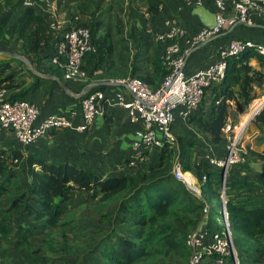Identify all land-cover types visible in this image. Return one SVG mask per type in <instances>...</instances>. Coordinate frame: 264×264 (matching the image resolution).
<instances>
[{
  "label": "trees",
  "instance_id": "obj_1",
  "mask_svg": "<svg viewBox=\"0 0 264 264\" xmlns=\"http://www.w3.org/2000/svg\"><path fill=\"white\" fill-rule=\"evenodd\" d=\"M25 1L0 0V42L8 45L4 48L0 46V50L22 54L37 69L44 66L66 80L63 72H60L62 70L51 60L57 53L55 45L62 36H56L48 14L37 2L26 5ZM103 1L57 0L59 9L76 7L80 13L90 14L92 17L89 25L80 22L75 24L90 28L95 46V50L85 56V69L87 61L91 59H95L96 66H101L113 51L112 36L98 35L102 20L108 13V10L102 11ZM210 2L214 5L213 0ZM159 4L150 3L148 11L151 14L161 13ZM258 19L262 20L264 16ZM240 37L259 40L249 36L235 38ZM13 43L19 46L18 50L10 48ZM254 61L256 65L253 64ZM23 63L15 56L1 55L0 86L12 93V99H27L36 103L28 96L39 87L41 78L32 70L28 69L35 78L34 83L24 87L22 92L16 91L25 81V74H22L21 69ZM162 68L164 69L163 65ZM263 69L264 56L253 50L229 56L224 80L207 90L212 92L208 110L204 111V97L199 108L189 116V123L198 124L199 131L209 135L213 144H224L220 149L222 155L212 158H225L223 153L229 154L225 127L231 118V111L246 112L250 103L258 97L257 88L264 86ZM16 76L20 78L15 82ZM95 90H102L110 95L101 86L92 87L79 99V109L82 100ZM252 121L263 132L257 142L264 141V107ZM176 139L179 148L174 147L171 142H166L160 149L155 148L158 155L154 165L149 155L150 160L136 170L126 169L119 176H105L91 167L69 161H49L41 154L27 151L35 143L23 146L19 141L17 145L0 142V198L3 194L13 197L10 208L0 211V239L13 241L15 238L14 242L22 248L30 246L33 236L48 232V238L44 239L48 251L60 248L63 256L73 253L74 247L65 240L55 246L51 233L68 223L63 221L67 213L65 204L73 199V193L86 192L90 199H98L100 205H115L117 209L103 214L104 220L109 217V229H103L104 235L100 240L84 249L80 258V255L73 257L75 254L67 257L72 263L153 264L159 260L157 258L174 256L188 264L191 251L186 240L188 234L199 224L202 201L183 182L176 179L172 171L174 160L179 153L183 170L191 171L200 180L203 175L208 176L207 181L201 184L202 194L209 199L211 195L216 197L220 207L223 168L212 164L211 158L204 161V165L203 162H193V154L200 156L195 142L182 136H177ZM241 156L246 159L242 167H246L248 160H264V153L250 146L247 152L242 151ZM258 184L260 188L253 189L247 200L241 201L238 199L239 195H232L230 191L246 187L247 182L227 179L226 183V207L231 228L238 238L239 245H235L245 257L242 264H264V179H260ZM32 253L35 254V251ZM216 259L217 256L213 255L202 264H217ZM24 264L55 263L49 256H32Z\"/></svg>",
  "mask_w": 264,
  "mask_h": 264
},
{
  "label": "crops",
  "instance_id": "obj_2",
  "mask_svg": "<svg viewBox=\"0 0 264 264\" xmlns=\"http://www.w3.org/2000/svg\"><path fill=\"white\" fill-rule=\"evenodd\" d=\"M35 1L38 3L39 7L48 14L50 22L53 20L57 21V28L54 30L57 37L59 36L61 38V36L77 22L87 25L92 22L90 14H82L76 7H72L69 10L59 9L57 0ZM154 2L160 3L159 8L161 13L151 14L148 11V5ZM103 10H108V13L106 14L107 17L102 20V26H100L98 30V35L110 34L112 36L113 51L101 66H96L95 59L88 60L85 69L87 72L86 78L80 81H66L61 75L52 73L48 68L41 66L37 69L32 63L37 70V72H34L32 66L28 62L19 58L24 62L21 65V69L22 74H25V81L16 91L22 92L24 87H28L30 83H34L35 78L31 76L28 69L32 70L35 75L41 78L39 87L28 96L30 99L35 100L40 107V120H37L36 124H39L44 116L50 114H69L72 109H78L71 128L52 129L48 131L27 150L28 152L41 154L44 158L52 162L69 161L77 165H85L102 172L105 176H119L128 169L127 167H122L126 165L125 161L129 156L131 143L136 136L137 129L142 127V124L133 121L132 112L116 104L114 97L117 93L124 94V96L130 100L133 97L128 91V87L123 83L117 82V80L128 79L131 76H140L148 81L154 88L161 85L167 73L162 56L165 49L172 42L167 41L158 43L154 38L155 34L166 31L168 29V20L174 17L178 18L179 22L187 28L188 34L185 38L180 40V45L181 51L186 54L184 71L187 75H191L216 61L219 48L227 45L230 39L236 36L263 38L264 19L259 20V17L253 13L251 24H246L248 28L243 27V25H245L244 23L236 22L230 31L215 35V39L210 40L204 45L200 43L199 45L193 46L191 40L195 35L203 28L209 27L215 22L217 9L210 0H205L204 5L201 7L187 6L183 8L179 6L178 0H104L102 4V11ZM252 28L256 29L252 32ZM258 29L261 30L259 31ZM261 35H263V37ZM61 39L56 43L55 51L59 49ZM1 55L6 54L0 52V57ZM258 68L261 67L258 66ZM60 72L62 74V71ZM59 80L67 84L70 92L61 85ZM97 83H102L100 86L110 94L109 101L104 102V113L96 118L92 126L84 132H81L78 129V126L82 123V111L79 109V99L81 97L79 94L84 88L95 87ZM257 95V100L252 103L247 113L249 118L257 108L261 106V101H264V86L263 88H257ZM211 96L212 92L210 90L207 92L204 99V111L208 110L210 106ZM180 117L183 122L179 125L176 123L173 126L175 130H178L180 133V135H175V141L172 144L174 147L179 148L176 139L177 136L184 137L183 135H185V138L189 140L192 139L195 142L196 150L200 152V156L193 154V162H203L204 165V161L207 162V159L222 155V150L220 149L224 147V144H213L209 135L199 131L198 124L189 123V117ZM192 127H194V130ZM241 129L244 130L243 128ZM191 131L197 134L195 138L191 137ZM262 135L263 132L255 126L248 135V140L251 142L247 145L252 149L264 153V141L257 142V139ZM0 142L3 144H18V140L14 133L4 128H0ZM204 148L205 151L203 150ZM226 154L227 153L224 155L223 153V156L227 157L228 154ZM178 155L179 153H177V156ZM151 157L152 165H154L156 162L155 157ZM148 160H150V157H148L146 162ZM245 160L246 159L243 158L241 162H238V165L237 163H233L234 165L231 164L229 166L230 168L228 167L226 177V182L227 179L247 182L246 187L238 191L233 189L230 191L232 195H239L238 199L241 201L247 200V197L250 195L249 193H251L253 189H259L258 181L264 179V160H248L245 163L246 167H242ZM136 169L137 167L132 170ZM4 195L6 194L2 196ZM78 196L98 205V210H100L99 220L102 224L100 226L103 227V229H109V217L107 216L106 220H104L103 214L114 212L117 206L100 205L98 199H90L86 192L75 191L73 193V198ZM12 198L13 197L8 199L4 208L0 207V211H7L10 208L9 200ZM84 231L85 233L92 232V229L86 228ZM103 235L104 233L99 234L100 237ZM14 239L13 241L0 239V255H5L7 259H9L6 264H16L17 258L13 257L23 252L26 248H21L20 245L14 242ZM63 240L64 237L57 240V242L61 243ZM38 249L36 251H38ZM237 252L240 255L238 249ZM72 254H75L73 257L80 255L78 256L80 258L83 256L82 253L77 251L63 256V251L60 248L50 251L45 249L41 256H49L55 264H78L72 263V261L67 258ZM27 261L28 260H25V262Z\"/></svg>",
  "mask_w": 264,
  "mask_h": 264
},
{
  "label": "built area",
  "instance_id": "obj_3",
  "mask_svg": "<svg viewBox=\"0 0 264 264\" xmlns=\"http://www.w3.org/2000/svg\"><path fill=\"white\" fill-rule=\"evenodd\" d=\"M178 2L181 8L201 7L205 0H178ZM35 3V0L25 1L26 5ZM213 3L217 9L215 22L195 35L191 40L193 46L206 42L217 34L230 31L236 22L251 24L253 13L258 17L264 16V0H213ZM56 22L55 20L50 22L54 30L57 28ZM167 25L166 31L158 32L154 37L158 43L172 42L162 56L167 73L161 85L154 88L140 76L117 80L128 87L133 97L130 100L124 94L117 93L114 97L116 104L132 112L133 121L142 124V127L136 131L129 156L125 161L126 165L122 168L133 169L142 165L155 148L160 149L166 142L175 141L173 123L176 112L188 118L199 108L207 90L224 80L229 56L240 55L248 50L264 56V42L251 38H232L227 45L219 48L216 61L206 68L187 75L184 71L186 54L181 51L180 45V40L188 34L187 28L176 17L169 19ZM94 50L90 28L85 25H73L62 35L58 52L51 60L62 70L66 80L80 81L87 76L83 67L85 56ZM90 89L91 87L85 93ZM11 95L7 88L0 86V128L13 132L23 146L36 143L52 129H66L73 126L77 108L72 109L69 114L47 115L36 124L40 114L39 106L27 99H12ZM106 101H109V95L102 90H95L82 100L80 110L82 123L78 126L81 132L92 126L96 118L104 113ZM242 160L238 152L230 150L227 157L212 158L211 163L224 168L226 162L229 167ZM172 171L176 179L183 182L202 201L199 224L188 234L186 240L191 251L188 264H202L205 259L213 255L217 256V264H242L226 207V178H222L220 184L222 217L214 222L210 199L204 197L201 191V184L207 181L208 176L205 174L200 180L191 171L183 170L178 156L174 160Z\"/></svg>",
  "mask_w": 264,
  "mask_h": 264
},
{
  "label": "rangeland",
  "instance_id": "obj_4",
  "mask_svg": "<svg viewBox=\"0 0 264 264\" xmlns=\"http://www.w3.org/2000/svg\"><path fill=\"white\" fill-rule=\"evenodd\" d=\"M243 27L248 28V26H246V24L243 25ZM255 29L256 28H252L251 31L253 32V30H255ZM258 30L260 31L261 29H258ZM259 33H261V32H259ZM261 36L263 37V35H261ZM256 39H259L258 41H263L264 37L263 38L257 37ZM0 46L2 48H4V47H7L8 45H6L5 43L2 44L0 42ZM10 48L13 51L18 50V46L15 43L11 44ZM253 64L256 65V62L254 61ZM16 70H18V69H16ZM16 78L14 79L15 82L20 77L16 76ZM256 100H257V98L250 103L246 112H244V113H238L234 110L231 111V118L225 127V135H226V138L228 140L227 144H228L229 151L232 150L234 152H238L240 155H241L242 151L247 152V150H248L247 144H249V142H251L248 140V135L252 132V129L255 127V124L252 121L254 118L251 119L250 121H248L249 117H248L247 113L249 112L252 103L255 102ZM247 121H248V123H247ZM182 122H183V120L180 117L179 112H176L174 124L178 123V125H179ZM245 125H246L245 129L243 130V132H241L242 131L241 128H244ZM228 126H229V128H227ZM192 129L194 130V127H192ZM191 132H192L191 137L195 138L197 134L194 131H191ZM173 133H174V135H177V134L180 135L179 131L178 130L176 131L175 128H173ZM183 136L185 137V135H183ZM196 139H198V138H196ZM197 144H199V143H197ZM203 150L205 151V148ZM226 150H227V148H226ZM150 155L153 157H156L158 155V152L152 151L150 153ZM222 158H215V159H222ZM10 198H11V196L9 194L2 196L0 198V207L4 208L5 203L8 202V199H10ZM9 202H10V200H9ZM210 202L212 204V210H213L212 217H213L214 222H215L216 219L222 217V213L220 210L221 207H220V204L218 203V200L216 199V197H214L212 195L210 197ZM65 208L67 210V214L63 218V221H66L68 223H66V225L64 227H61L60 229L53 230V232L51 233L52 234L51 236L53 239L52 243L55 242V246H58V245L62 244L63 241L65 240L66 243H68L70 246L74 247L75 251H77L79 253H83L84 249H86L92 243L100 240V238H101L99 236V234L103 232V227L100 226V225H102L100 223V220H99L100 210H98V205H96V203H94L90 200H87L85 198L79 197V196L74 197L70 202H68L65 205ZM88 224H90V225H88ZM94 224H96V225H94ZM86 228H91L92 232H86L87 233L86 234L84 231V230H86ZM232 232H233V229H232ZM234 236H235V234L233 233V238H234ZM63 237H64V240L61 241V243H58L57 240H60ZM45 238H48V232H46L42 235L34 236L30 246L26 247L23 252H21L20 254H16L13 257V258H17L16 264H22L25 262V260L32 258V256L33 257H39V256L43 255L44 250L46 249L45 248V242H44ZM237 239L238 238H236V236H235L234 241L238 247L239 244H238ZM38 248H40V249H38ZM37 249H38V251H36ZM32 251H35V254H33ZM157 259H159V260L153 264H185L182 260H180L174 256H170L169 258L168 257H162V258H157ZM240 260L244 263L245 257L243 254H240ZM8 261H9V259H7V256H5V255H3L0 258V264H6Z\"/></svg>",
  "mask_w": 264,
  "mask_h": 264
},
{
  "label": "water",
  "instance_id": "obj_5",
  "mask_svg": "<svg viewBox=\"0 0 264 264\" xmlns=\"http://www.w3.org/2000/svg\"><path fill=\"white\" fill-rule=\"evenodd\" d=\"M213 39H215V37L210 38V39L207 40L206 42H203L202 45H204L205 43H207V42H209L210 40H213ZM0 52H1V53H5L6 55H10V56H15V57L21 58L22 60L28 62V63L32 66L34 72H37V70H36V68L33 66L32 62H31L28 58H26L24 55H22V54H18V53H14V52H12V51H2V50H0ZM59 82L61 83V85H62V86L68 91V92H70V89H69V87L67 86V84H66L65 82H63L62 80H59ZM101 84H102V83H97V84H95V86H100ZM89 88H90V87H86V88H84V90L79 94L80 97H82V96L85 94V92H86ZM263 107H264V101L262 102L261 106H260V107H259L254 113H253V115L249 118L248 121H250L251 119H253V118L255 117V115L258 114V112H259L261 109H263ZM248 121H247V123H248ZM246 125H247V124H246ZM246 125L244 126L243 129H245ZM227 171H228V163L226 162V166L222 169V172H221V173H222V178H226V177H227Z\"/></svg>",
  "mask_w": 264,
  "mask_h": 264
},
{
  "label": "bare ground",
  "instance_id": "obj_6",
  "mask_svg": "<svg viewBox=\"0 0 264 264\" xmlns=\"http://www.w3.org/2000/svg\"><path fill=\"white\" fill-rule=\"evenodd\" d=\"M260 101H261V100H260ZM261 102H263V101H261ZM241 132H243V130H242Z\"/></svg>",
  "mask_w": 264,
  "mask_h": 264
}]
</instances>
